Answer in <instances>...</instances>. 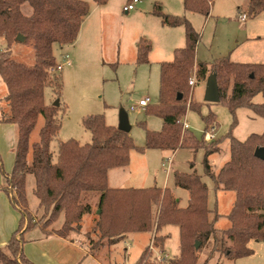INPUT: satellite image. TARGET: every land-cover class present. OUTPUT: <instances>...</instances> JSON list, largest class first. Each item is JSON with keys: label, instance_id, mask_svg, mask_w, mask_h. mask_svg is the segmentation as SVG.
<instances>
[{"label": "trees", "instance_id": "obj_1", "mask_svg": "<svg viewBox=\"0 0 264 264\" xmlns=\"http://www.w3.org/2000/svg\"><path fill=\"white\" fill-rule=\"evenodd\" d=\"M106 5L108 0H92ZM214 0H183V10L204 17L210 14ZM154 4L153 15L166 28L184 29L185 46L173 51L172 61L159 64L158 102L148 104L144 113L147 117L159 118L162 126L158 131L146 129L145 145L139 148L129 133L121 132L115 126H108L104 116L95 114L82 121L91 135V142L81 144L73 139L58 142L55 153L52 141L61 129L58 118L59 106L45 103L44 91L51 87L56 94L62 89L60 73H54L57 66L54 46L73 44L79 29L89 12V3L84 0H0V39L6 43L0 51V79L6 93L0 123L16 127L14 163L9 175L4 177L0 192H4L9 203L19 215L18 228L10 239L0 246V264H32L22 251L23 234L35 227L24 226L30 216L26 198V179L33 176V195L38 207L50 212L55 220L63 215L64 223L59 230L47 231L67 238V232L79 227L82 217L92 212L90 203H83L89 195H97V221L93 232L108 240L113 246L130 233L145 234L153 231V248L164 251L168 236L161 234L165 227H175L179 232V254L163 264H198V253L207 248L209 256L218 252L224 257L239 260L252 255L250 241L264 240V161L254 156L255 148L264 149V132L250 135L245 141L236 140L230 134V156L221 169L214 173L208 158L218 153L223 138L209 143L198 140L183 130L182 119L187 110L198 111L200 105L191 100L192 91L188 80L192 73L195 83L204 82L214 74L219 90V103L226 105L236 124V111L250 110L264 119V103H253L255 96L264 99V64L233 62L228 56L211 64L197 63L195 59L199 35L184 17L162 13ZM253 19L264 13V0H247L244 12ZM22 37V41L18 40ZM14 44H31L34 62L27 66L12 57ZM151 44L143 38L136 43V65L149 64ZM205 104H211L206 103ZM43 124L38 140L30 142L39 117ZM204 123L203 135L218 123L213 113L201 117ZM177 149L203 150V168L214 184V191H229L234 202L226 214L229 222L224 229L215 228L221 218L215 208L208 206V187L201 177L192 171L173 174V185L188 193L185 208L178 206L168 188H113L107 187L108 173L112 169H126L130 161L129 152L135 150L169 151ZM155 215H152L154 214ZM198 243V248L194 247ZM92 243V241L90 242ZM148 245L135 264L146 263ZM89 250V249H88ZM93 255L97 251L89 250ZM150 256V255H149Z\"/></svg>", "mask_w": 264, "mask_h": 264}, {"label": "rangeland", "instance_id": "obj_2", "mask_svg": "<svg viewBox=\"0 0 264 264\" xmlns=\"http://www.w3.org/2000/svg\"><path fill=\"white\" fill-rule=\"evenodd\" d=\"M84 1L95 5L92 0ZM124 2L123 0H109L108 7L111 8L114 16L113 23L104 32V35L95 37L94 43L97 50L88 58L87 63L82 61L83 64L73 65L72 62L71 66L63 67L62 71L59 72L62 83L59 94H56V91L51 87H47L44 91L46 104H53L55 101L59 103L58 118L61 129L52 141L54 153L57 143L68 139H73L81 144L91 142V135L82 125V121L89 116H95V114L103 115L108 126H117L121 109L127 112L129 123L132 125L129 134L139 148H143L145 145V128L140 126L142 121H145V127L148 130L158 131L161 128L162 122L159 118L145 116L144 110H130V107L136 106L145 97L150 99L151 105L157 104L159 95L158 63L172 61L173 50L185 46L183 28H165L166 35H163L159 30V21L155 17L150 18V21L155 24L147 26L141 24L143 19L147 17L144 12L152 10L155 3L161 7L162 13L184 17L190 22L199 35L195 58L200 62L211 64L228 56L233 62L238 59L239 61L235 62L264 64V13L254 19L248 18L245 23L241 22L240 16L245 12L241 10L242 0H215L214 6L211 7L212 9L210 8V17L185 12L182 0H141L134 11L127 14L121 12ZM140 9L142 14L138 15L137 12ZM139 38L147 40L152 46V52L148 58L149 64L140 66L136 65L134 60L136 43ZM5 46V41L0 39V51L4 50ZM54 47V56L57 63L61 65L63 56L69 50L60 51L57 46ZM11 49L13 59L27 66L33 64L34 53L31 44H14ZM68 57L71 60L69 54ZM191 78L195 80L193 73L189 79ZM205 85L206 83L204 85L197 83L191 96V100L201 106L200 109L198 111L188 109L182 121L188 124V131L194 137L202 140L204 138V123L201 121V117L209 112L214 114L218 123L217 130L213 132L214 141L223 138L218 153L208 158L212 172L216 173L230 156L227 134L236 140L245 141L252 133L261 134L264 132V119L255 116L246 108H240L236 111V124L232 127L233 120L226 105L222 102L216 104L203 102L206 91ZM189 88L191 87L189 86ZM3 93H6V88L0 79V116L1 110L5 108ZM252 102L263 104L264 99L261 95H257ZM42 124L43 118L40 116L30 137L32 144L38 140V133ZM129 155L128 167L119 169V171H128L127 174L129 173L122 184L123 189L168 188L172 191L173 198L175 195L184 203L187 192L173 185V174L175 171L181 173L194 171L208 187L209 208H214L216 201L218 202L216 210L222 217L216 224V228L228 227L229 222L225 214L232 205L234 194L225 190L220 191V193L214 191L212 180L204 173L203 150L177 149L171 160H169L170 156L167 153L161 154L160 151L145 150L143 153H138L131 150ZM13 162L10 145L3 135L0 137V185H3L4 177L10 174ZM146 171H148L147 174ZM127 174L120 172V177H126ZM144 174H146L145 179ZM142 176L144 180L140 179ZM33 187V176H27L25 190L30 216L24 220L23 228L26 226L39 228L47 226V231L50 232L61 229L64 223L63 215L61 214L52 220L50 212L39 208L38 200L32 193ZM89 197L91 198L89 199ZM96 201L97 195H89L83 201V203H90L92 212L89 215H84L79 227L76 230L68 231L67 237L79 238L89 250L98 253L104 251L109 260L111 257V262L135 264L145 250L144 247L151 245L152 238H150L149 233L130 237L128 243L127 240H121L115 246L113 245L114 248L109 246L107 239L101 238L100 234L93 232L98 220ZM167 232L171 235L165 243L169 255L165 254V250L161 252L157 248L148 247L146 263L163 264L169 258L177 255L179 250L177 229L168 226L162 229L161 234L166 235ZM150 233L154 234L153 231ZM91 241L92 243H90ZM123 243L128 244V246H124ZM126 247L128 253H125ZM248 247L252 250V255L248 257L232 260L215 252L207 262L205 261L209 256V250L204 248L197 254V263L264 264V240L250 241Z\"/></svg>", "mask_w": 264, "mask_h": 264}, {"label": "crops", "instance_id": "obj_3", "mask_svg": "<svg viewBox=\"0 0 264 264\" xmlns=\"http://www.w3.org/2000/svg\"><path fill=\"white\" fill-rule=\"evenodd\" d=\"M123 1H125L123 3V6H124L128 0H123ZM242 1L243 2L241 4V10L245 11V8L247 6V0H242ZM182 2H183V0H182ZM214 2H215V0L211 4V7L214 6V4H215ZM108 4H109V0H108L106 5H102V6H99L97 4L92 5L89 3V12L87 14L88 16L85 17V19H84V21H83V23L79 29V34L77 36L76 41L71 45H65V46H61V47L57 46L60 51L64 50V49L69 50V52H67L66 55H68V54L70 55L71 65H72V62H73V65L74 64L77 65V64H81V63L83 64L82 61L87 63L88 58L91 57V55H93V53H95V50H97L95 43H94L95 37L102 36V34L104 35V32L106 30H108L109 27H111V23H113L114 16L112 14L111 8L108 7ZM123 6H122V8H123ZM122 8H121V12H122ZM141 11L142 10L140 9V11L137 12L138 15L142 14ZM144 13L147 15V17H145V19H143L141 24L145 25V26H147L149 24H151V25L155 24V23H153V21H150V18L155 17L159 21V25H160L159 30H161V34L166 35V32L164 30L166 27L162 26L160 18L153 15L152 10H150V11L146 10ZM210 13H211V11H210ZM124 14H127V13H124ZM208 17H210V14ZM247 20H248V18H247ZM175 28H181V27H175ZM166 29H171V28H166ZM151 52H152V48H151ZM151 52H150V54H151ZM172 56H173V52H172ZM195 57H196V54H195ZM135 59H136V48H135ZM195 59H196L197 63H202L197 58H195ZM55 60H56V58H55ZM235 61H239V60L235 59ZM56 63H57V60H56ZM135 63H136V60H135ZM160 63H162V62H159L158 64H160ZM206 79L204 80V82H200V83L202 85H204V83H206ZM196 84L197 83H195V85L191 88V90L194 89ZM3 97H5V94L3 95ZM117 124H118V122H117ZM117 126H115V127H117ZM131 129H132V125H131ZM16 133H17V129L14 125L2 123V122L0 123V137H2L3 135L5 136L6 141L10 145V148H11L12 158L14 157V148L16 145V143H15ZM148 151H156V150H148ZM159 151H157V152H159ZM176 151L177 150H175L174 152H169V151H160V152H161V154L167 153L170 156L169 160H171ZM120 172H124L125 174H127L128 171H122V170L119 171V169H112L109 171L108 179H107V187H109V189L123 188L124 187L122 184L124 183L125 179H127V177L129 176V173L127 174L126 177H120ZM147 173H148V171H146V174ZM146 174H144V179L146 177ZM119 177H120V179H119ZM140 179L144 180L143 176ZM218 193H220V191H218ZM90 198L91 197H89V199ZM174 199L176 201H178L179 207L185 208L187 206V203H188V193L186 195V201L184 203L181 202L180 198L175 197V195H174ZM232 200L234 202V197ZM233 202H232V204H233ZM217 203L218 202L216 201L215 205H217ZM181 204H182V206H181ZM214 208H215V206H214ZM219 220H218V222H219ZM218 222L216 224H218ZM216 224H215V228H216ZM18 225H19L18 213L13 208V206L10 205L6 194L5 193L2 194L0 192V246H4V244L10 239L11 234L18 228ZM224 228H226V227H224ZM219 229L222 230L223 228H219ZM136 235H139V234L130 233V235L125 236L123 241L127 240V243H128V239L130 237L132 238L133 236L136 237ZM149 235L151 238L152 233H149ZM166 236H168V238H169L171 235H170V233L167 232ZM23 237L25 239V243L23 245L22 251L24 252L25 257L32 264H117V262H111L112 261L111 257L109 260L108 255H106L104 251L99 252L95 255L91 254L89 252V250L87 249L86 244H84V242H82L79 238H76V237L63 238V237L57 236L55 234L45 235L39 227H36L33 230L26 231L23 234ZM150 238H149V240H150ZM178 238H179V232H178ZM118 243H116V244H118ZM165 243H166V241L164 242L163 248L165 250V254L169 255L167 252V249L165 248ZM116 244H114V246ZM114 246H113V248H114ZM124 246H128V244L127 245L124 244ZM144 248H146V247H144ZM125 251H126L125 253H128L127 247H126ZM178 254H179V250H178V253L176 256H178ZM176 256H174V257H176Z\"/></svg>", "mask_w": 264, "mask_h": 264}, {"label": "water", "instance_id": "obj_4", "mask_svg": "<svg viewBox=\"0 0 264 264\" xmlns=\"http://www.w3.org/2000/svg\"><path fill=\"white\" fill-rule=\"evenodd\" d=\"M18 40L22 41V37H18ZM205 96L203 102L216 104L219 103V90L217 89V81L216 76L214 74H210L206 79V85H205ZM54 107H58L59 103L58 101H55L53 103ZM117 128L123 132V133H129L131 130V124L128 120V114L123 109H121L119 113L118 118V126ZM254 156L260 160L264 161V149L262 148H255L254 149ZM99 212V210H98ZM97 212V214H98ZM198 243L196 242L194 244V247L198 248Z\"/></svg>", "mask_w": 264, "mask_h": 264}, {"label": "built area", "instance_id": "obj_5", "mask_svg": "<svg viewBox=\"0 0 264 264\" xmlns=\"http://www.w3.org/2000/svg\"><path fill=\"white\" fill-rule=\"evenodd\" d=\"M141 2V0H128L127 3L123 6L122 8V13H128V12H131L135 9V7ZM247 20V16L245 13L241 14L240 16V21L241 22H245ZM71 63H70V60H69V57L68 55H64L63 56V59H62V64L59 65L57 64V66L53 69V72L54 73H59L62 71L63 67L64 66H70ZM188 85L192 88L194 85H195V80L194 79H189L188 80ZM150 104V99L148 97H145L143 99H141V101L138 102V104L136 106H132L130 107V110L131 111H135L136 109H140L141 111L145 109V107ZM182 125H183V129L184 130H188L189 129V126L186 122L182 121ZM213 132H214V129L212 128L210 131L206 132L203 137H204V141H207V142H212L215 140V137L213 135ZM153 245L151 243V245L149 246V248L153 249L152 248Z\"/></svg>", "mask_w": 264, "mask_h": 264}]
</instances>
